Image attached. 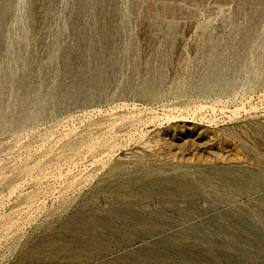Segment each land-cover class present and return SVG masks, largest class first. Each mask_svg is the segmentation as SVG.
I'll use <instances>...</instances> for the list:
<instances>
[{
    "label": "rangeland",
    "instance_id": "374dc122",
    "mask_svg": "<svg viewBox=\"0 0 264 264\" xmlns=\"http://www.w3.org/2000/svg\"><path fill=\"white\" fill-rule=\"evenodd\" d=\"M0 112V264H32L74 235L123 239L124 224L92 228L127 195L115 179L162 161L264 166V0H0ZM262 192L197 205L264 220ZM77 253L42 264L104 261Z\"/></svg>",
    "mask_w": 264,
    "mask_h": 264
},
{
    "label": "bare ground",
    "instance_id": "6f19581e",
    "mask_svg": "<svg viewBox=\"0 0 264 264\" xmlns=\"http://www.w3.org/2000/svg\"><path fill=\"white\" fill-rule=\"evenodd\" d=\"M113 184L127 189V195L111 206L112 217L99 218L92 228L111 231L115 227L120 229V225L124 224L122 235H126L125 238H117L114 233H111L112 239L107 241L74 235L70 241L62 242L60 248L30 257L31 263L42 264L57 256L64 259V255L88 251L89 258L101 257L104 260L102 264H264V220L255 217L249 211L251 208L248 211L241 208L217 210L218 213L208 217L197 205L198 200L203 198L207 201V207L218 209L223 202L262 189L264 166L242 176L224 166L213 169L199 167L191 171V168L172 167L162 161L143 166L140 173L115 179ZM153 197L160 200L162 205L169 206L170 211L163 208L141 211L133 207L138 200ZM119 202H127L130 207L118 210ZM256 203H264V192L258 196ZM200 216H204V219L200 223L195 222ZM185 224L189 225L187 229H180L168 238L144 243L143 238L147 233ZM135 227L140 230L133 232ZM86 230L82 227V231ZM199 236L206 237L208 242L200 241ZM135 240L138 241L136 248L131 245ZM116 248L125 252H111ZM193 250L198 253L194 254ZM61 252L63 255L59 254Z\"/></svg>",
    "mask_w": 264,
    "mask_h": 264
}]
</instances>
